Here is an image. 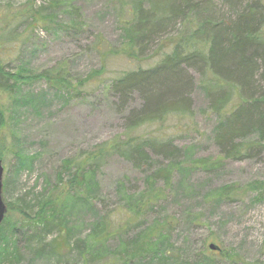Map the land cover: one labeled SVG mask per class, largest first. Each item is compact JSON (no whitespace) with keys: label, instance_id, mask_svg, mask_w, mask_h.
<instances>
[{"label":"rangeland","instance_id":"rangeland-1","mask_svg":"<svg viewBox=\"0 0 264 264\" xmlns=\"http://www.w3.org/2000/svg\"><path fill=\"white\" fill-rule=\"evenodd\" d=\"M258 1L264 5V0ZM51 2L36 0L34 9L45 12ZM247 2L241 1L237 9H243ZM53 3L56 5L54 32L47 33L41 24H36L19 44L1 47L0 65L6 72L14 74L23 68L25 74L36 76L49 71L58 80H65L54 86L38 79L25 82L21 92L26 97L21 96L24 99L20 101L21 108L13 113L10 107L6 108L5 126L0 132L9 140V149L20 155L21 163L15 171L13 154L0 160L5 217L17 226L8 247L9 253L14 247L18 253L16 257L13 254L6 257L10 256L8 264H80L74 252L62 251L59 256L50 251L39 253L41 249H49L56 233L44 234L32 208L37 207V212L51 198L56 174L64 162L80 159L105 143L125 139V119L128 112L138 107L139 100L133 97L122 108L108 91L110 82L125 72L157 61L151 53L139 62L113 53L123 44L117 0H54ZM28 5V0H0V26L7 18L14 21L16 14L28 10ZM216 10L219 15L227 16L231 8L219 2ZM100 70L103 71L100 79L79 87L88 75ZM255 79L257 82L258 76ZM4 101L10 105L6 98ZM192 105L193 118L182 129L173 131L172 120L161 129L175 146L188 149L186 157L174 167L173 183L165 199L145 220L131 216L135 209L131 200L147 190L148 171L166 166L167 162L152 152L148 154L149 167L143 168L134 167L120 156L109 157L90 182L91 206L76 209L69 215L75 236H86L95 216H109L113 236L106 246L111 258L121 249L122 241L131 240L155 222L169 223L168 241L163 248L169 251L171 260L159 264L195 261L207 239L236 255L231 260L216 258V264H264V148L256 149L246 160L227 161L212 171L195 168V161L217 157L218 148L213 142L217 119L209 113L208 102L197 87L192 93ZM159 132L157 127L149 126L140 129L137 135L147 138ZM249 184H257L259 188L241 194L232 202L218 198L221 189ZM153 188H161V184ZM12 204L14 208L9 212L7 207L11 209ZM3 226L4 222L0 227ZM1 231L0 242L5 245L4 237L9 235ZM97 249L102 253L101 247Z\"/></svg>","mask_w":264,"mask_h":264},{"label":"trees","instance_id":"trees-1","mask_svg":"<svg viewBox=\"0 0 264 264\" xmlns=\"http://www.w3.org/2000/svg\"><path fill=\"white\" fill-rule=\"evenodd\" d=\"M28 1L27 11L16 14L14 21L7 18L0 26V55L2 45L19 44L36 24H41L47 33L55 31L54 0L45 12L34 9L36 0ZM241 1L248 2L238 10ZM117 2L123 44L113 53L135 62L144 61L151 53L157 61L125 72L110 82L108 91L122 108L133 97L139 100L138 107L128 112L125 119V139L105 143L80 159L64 162L56 174L57 182L50 193L51 198L40 205V213L36 212L37 207H33L32 212L43 226L45 235L56 233L49 249L39 250L40 254L50 251V254L59 256L62 251L74 252L80 258V264H111L108 259H113L112 264H152L156 261L159 264L171 260L169 251L163 248L168 241L169 223L159 225L155 222L142 229L131 240L122 241L121 249L110 258L106 246L113 236L109 216H95L89 233L75 236L70 229L69 215L76 209L91 206L93 187L90 182L109 157L120 156L134 167L143 168L149 167L148 154L152 152L164 158L167 165L149 170L145 179L147 190L131 200L135 208L131 216L145 220L165 199L173 183L174 167L188 152L187 148L175 146L161 129L172 120L173 131H179L183 124L192 120V93L196 87L205 96L209 113L217 119L213 142L218 154L213 160L195 161V168L212 171L227 161L246 160L256 149L264 148V5L258 0ZM219 2L231 8L227 16L217 13ZM25 73L20 68L11 74L0 65V96H4L0 98V129L5 126L6 108L10 107L11 113L21 108L20 101L26 97L21 92L25 82L38 79L54 86L65 81L63 78L58 80L49 71L36 76ZM102 75V70L92 72L83 83H79V87L100 79ZM5 98L10 105L5 104ZM149 126L157 127L160 132L147 138L137 135L140 129ZM252 136L256 139L252 140ZM9 154L16 158V171L17 167L20 168V155L9 149V140L0 132V160ZM157 183L161 188L155 190L153 187ZM258 188L257 184L227 187L219 191L218 198L232 202L241 194ZM7 208L11 212L13 204L11 209ZM26 217L31 219L29 215ZM3 222L7 228L0 227V231L3 229L9 236L4 235L5 245L0 242V264H8L10 256L6 257L12 254L16 257L18 253L15 247L9 253L8 247L17 226L8 217ZM207 240L197 259L187 264H216V258H236L222 248L220 252L211 251ZM98 247L102 248V253Z\"/></svg>","mask_w":264,"mask_h":264},{"label":"water","instance_id":"water-1","mask_svg":"<svg viewBox=\"0 0 264 264\" xmlns=\"http://www.w3.org/2000/svg\"><path fill=\"white\" fill-rule=\"evenodd\" d=\"M3 177V168L1 166V162H0V225L1 223L3 222L4 220V217L6 215V205L4 204L3 202V199H2V178ZM208 248L211 250V251H217V252H220V248L216 245H209Z\"/></svg>","mask_w":264,"mask_h":264}]
</instances>
